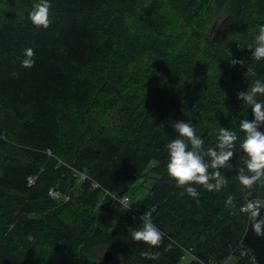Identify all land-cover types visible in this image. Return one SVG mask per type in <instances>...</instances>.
<instances>
[{
	"label": "trees",
	"instance_id": "trees-1",
	"mask_svg": "<svg viewBox=\"0 0 264 264\" xmlns=\"http://www.w3.org/2000/svg\"><path fill=\"white\" fill-rule=\"evenodd\" d=\"M36 1L16 0V14L0 0V106L7 110L0 115V264H24L25 256L29 264H99L107 250L120 264H257L242 242L249 218L241 208L264 200V185L249 196L237 179L247 159L239 124L254 116L236 94L264 83V59L247 48L264 25V0H166L169 23L150 15L148 0H49L46 29L30 20ZM29 47L35 66L22 68ZM103 69L117 89L102 121L89 110ZM256 99L264 103V95ZM77 120L96 131L74 132ZM178 120L205 148L216 146L220 128L238 137L232 167L220 170L227 186L192 185L199 205L167 174ZM31 175L38 177L29 186ZM140 179L152 183L142 203H119ZM143 213L165 233L158 248L131 238ZM100 216L116 219L114 227L97 225ZM142 251L161 255L146 259Z\"/></svg>",
	"mask_w": 264,
	"mask_h": 264
},
{
	"label": "clouds",
	"instance_id": "clouds-1",
	"mask_svg": "<svg viewBox=\"0 0 264 264\" xmlns=\"http://www.w3.org/2000/svg\"><path fill=\"white\" fill-rule=\"evenodd\" d=\"M49 0H39L35 3L33 10L29 13L31 22L37 27L48 28L50 25ZM252 50V57L260 61L264 59V25L259 27L255 42L247 45ZM35 51L29 47L24 50V58L21 60L22 68L35 66ZM230 62L235 65L239 60L232 57ZM19 78V73L11 74ZM264 95V83L257 80L247 91H238L237 98L249 105L254 118L252 120L242 119L239 124L240 131L245 136L239 147L243 150L247 159L244 166L237 168V179L239 183L248 189V195L259 183L264 185V103L258 102L257 95ZM178 138L167 144L168 160L166 164L168 176L176 181L180 188L200 204L199 191L192 185H199L209 192L219 191L227 186V180L221 174V169L231 168V160L234 157V149L238 139L236 132L227 128H220L217 134L215 147L205 148L204 140L196 134L193 126L184 120H178L174 125ZM190 145V147H189ZM115 199V197H113ZM127 207L126 201H118ZM230 205L231 198L227 201ZM261 209H264V200L249 199L245 202L241 211L247 213L251 227L257 236H264V216H261ZM135 220V217H133ZM141 225L131 231L133 241L143 242L151 247H160L163 244L165 233L162 232L153 222L151 213H143L140 217ZM172 241L171 237H168ZM174 243V241H173ZM172 243H169L165 251L170 250ZM159 252L142 251L141 256L146 259L156 260L160 257Z\"/></svg>",
	"mask_w": 264,
	"mask_h": 264
},
{
	"label": "rangeland",
	"instance_id": "rangeland-1",
	"mask_svg": "<svg viewBox=\"0 0 264 264\" xmlns=\"http://www.w3.org/2000/svg\"><path fill=\"white\" fill-rule=\"evenodd\" d=\"M6 1H7L6 5L10 9V12L12 11V12L18 14V12L15 11V9L13 8V4H14V2H16V0H6ZM38 2H39V0H37L35 3H38ZM145 7L149 11V13L152 17L154 16L155 12H157V15H162L163 18L165 16L164 20H166L167 23H169L174 17V13L170 9V4H167L166 0H148L146 2ZM86 71H87V76L92 74V68L91 67H88L86 69ZM111 78L112 77L110 76L109 72H107L105 69H103L100 73H98L96 75L97 88L94 91V98L92 100V105H91L89 111H91L92 109H95L97 111V113H99L102 121H103V116H108L110 114L111 105H112L111 96L115 93V91L117 89V87L114 85L113 81H111ZM67 110H68L69 119H70L75 113L74 104L72 102L67 106ZM6 112H7V110L4 107L0 106V115H5ZM66 122H65V124H66ZM71 129L74 132L81 134L82 136L83 135H90L96 131L95 127L88 120L87 121H82V120L75 121L73 123V125L71 126ZM64 131L66 132L65 125H64ZM48 160H49V164L47 165V167L50 166L51 164H53L50 161V159H48ZM56 166L58 168H61L59 165V160L57 161ZM76 172L78 173V172H83V171L76 170ZM37 177H38L37 175L29 176L28 177V185L29 186L33 185L36 182ZM94 185L98 186L97 184H94ZM151 186H152L151 179H147V180L146 179H140V180H138L132 186V188L129 192L130 201L128 202V204H129L128 206H130L131 208H137L142 203V201L144 200L146 195L148 194ZM126 198H127L126 195H124V196L120 197L119 199H126ZM116 221H117L116 219L111 220V219H108V217L104 218L103 216H100L99 220L97 222V225H100V226L110 230L114 227ZM188 261H189L188 258H184L178 264H187ZM233 262H234V260H231L228 264H232ZM24 264H29V258L27 256H25Z\"/></svg>",
	"mask_w": 264,
	"mask_h": 264
},
{
	"label": "water",
	"instance_id": "water-1",
	"mask_svg": "<svg viewBox=\"0 0 264 264\" xmlns=\"http://www.w3.org/2000/svg\"><path fill=\"white\" fill-rule=\"evenodd\" d=\"M261 216H264V209H261ZM242 242L253 252L256 263L264 264V236H257L255 234L250 221H248ZM102 264H118V261L111 250L106 251V256L104 257Z\"/></svg>",
	"mask_w": 264,
	"mask_h": 264
},
{
	"label": "bare ground",
	"instance_id": "bare-ground-1",
	"mask_svg": "<svg viewBox=\"0 0 264 264\" xmlns=\"http://www.w3.org/2000/svg\"><path fill=\"white\" fill-rule=\"evenodd\" d=\"M80 179H82V180H85V179H87V177H88V175L85 173V172H76L75 173ZM54 192V190L53 189H51L50 190V193H53ZM125 201L126 202H128V199H125ZM113 255L115 256V258L117 259V261H118V264H120V259L118 258V256L115 254V253H113ZM106 256V251L104 252V254L101 256V258H100V260H99V264H102V261H103V259H104V257Z\"/></svg>",
	"mask_w": 264,
	"mask_h": 264
},
{
	"label": "built area",
	"instance_id": "built-area-1",
	"mask_svg": "<svg viewBox=\"0 0 264 264\" xmlns=\"http://www.w3.org/2000/svg\"><path fill=\"white\" fill-rule=\"evenodd\" d=\"M127 197V196H126ZM126 199H128V201H129V198L127 197ZM255 259V258H254Z\"/></svg>",
	"mask_w": 264,
	"mask_h": 264
}]
</instances>
